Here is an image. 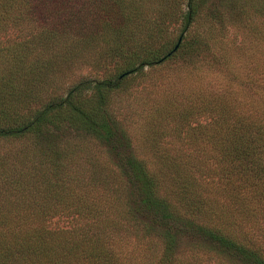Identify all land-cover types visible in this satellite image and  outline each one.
I'll return each instance as SVG.
<instances>
[{"label":"trees","instance_id":"16d2710c","mask_svg":"<svg viewBox=\"0 0 264 264\" xmlns=\"http://www.w3.org/2000/svg\"><path fill=\"white\" fill-rule=\"evenodd\" d=\"M207 1L0 0V264H264V0H235L250 72L150 75L210 48ZM81 65L102 78L58 95ZM137 86L138 129L117 118Z\"/></svg>","mask_w":264,"mask_h":264},{"label":"rangeland","instance_id":"374dc122","mask_svg":"<svg viewBox=\"0 0 264 264\" xmlns=\"http://www.w3.org/2000/svg\"><path fill=\"white\" fill-rule=\"evenodd\" d=\"M237 1L239 2L240 0ZM236 4L235 0L207 1V6H210V8L206 7L208 11L214 13L216 10L221 14L219 17L220 19H216L214 23V34L210 38V41H213V43H211L209 49L205 48L204 43H198L195 45V47H198L197 49L190 48V50L183 53L182 56H174L171 59L158 64L156 69L153 70L150 75H152L155 80L159 78L163 79V82L166 83V85L162 88L172 89L178 87L182 77L194 74L213 76L225 75L228 72H231L236 75H242L246 71L250 72V69L247 70V66H245L250 60L248 55L252 53L254 56L252 59H258L262 55V52L253 51L248 45V33L245 34V30L238 25L240 16ZM206 9L203 10L204 14L208 13L206 12ZM199 32L203 33L202 28ZM194 49L198 52L195 53ZM262 71L263 70L261 69H257L256 73ZM94 72L95 71L87 65L75 67L67 77L60 81V85L56 92L58 95H63L65 90L81 79L102 78L101 73L95 74ZM144 89H140V86L128 88L120 96V106L117 111V118L122 121V125L125 126L129 124L133 128H136L139 123L142 122L140 118V115H143L141 107L145 104L148 95L143 91ZM61 132L68 137H72L69 139L74 138V140H77L76 138H79L76 137L79 133L73 130L63 129ZM82 139L90 156L97 165L112 167L113 161L111 157L105 152L98 141L88 135L82 136ZM137 149L144 154L146 152V149H143L141 145H139ZM151 243L154 244V248L161 249V242L158 239L152 238ZM191 245L192 244L188 241L182 240L179 249H189Z\"/></svg>","mask_w":264,"mask_h":264}]
</instances>
